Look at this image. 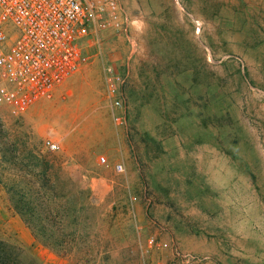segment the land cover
Segmentation results:
<instances>
[{
  "label": "rangeland",
  "instance_id": "obj_1",
  "mask_svg": "<svg viewBox=\"0 0 264 264\" xmlns=\"http://www.w3.org/2000/svg\"><path fill=\"white\" fill-rule=\"evenodd\" d=\"M121 2L132 54L106 35L49 101L0 105V178L44 185L46 227L0 186V243L28 264H264V0ZM102 64L125 75L120 124Z\"/></svg>",
  "mask_w": 264,
  "mask_h": 264
},
{
  "label": "built area",
  "instance_id": "obj_2",
  "mask_svg": "<svg viewBox=\"0 0 264 264\" xmlns=\"http://www.w3.org/2000/svg\"><path fill=\"white\" fill-rule=\"evenodd\" d=\"M128 29L121 0H0V105L22 116L49 101L59 85L89 62V45L101 56L106 35L125 36L132 54ZM101 79L110 116L120 124L125 75L102 64ZM114 171L124 172L123 165L116 163Z\"/></svg>",
  "mask_w": 264,
  "mask_h": 264
},
{
  "label": "trees",
  "instance_id": "obj_3",
  "mask_svg": "<svg viewBox=\"0 0 264 264\" xmlns=\"http://www.w3.org/2000/svg\"><path fill=\"white\" fill-rule=\"evenodd\" d=\"M5 161L6 163H9L8 160L5 159ZM23 167L26 168L28 165H24ZM30 169L31 170H28L26 173L30 174L31 178H39L42 179V181H45V176L48 172L47 168L42 167L41 171L38 173H35L33 168ZM36 180L34 181L37 182ZM0 186H2L8 193L14 212L33 231V233H35V235L39 236V238H44V232L46 229L43 223L44 218L42 217V214L45 213V209L42 207V198H44V193L41 192V189L44 188V185L41 184L37 189H34L33 181L26 178H23V180H16L14 175H10L4 179L0 178ZM32 194L35 195L34 198L31 197ZM35 200L36 202L34 203ZM35 224L37 229L34 231L33 225ZM42 244L56 252L60 251L59 241L55 240L51 244L43 241ZM0 264L28 263H25L20 258L19 254H17V250L0 243Z\"/></svg>",
  "mask_w": 264,
  "mask_h": 264
},
{
  "label": "crops",
  "instance_id": "obj_4",
  "mask_svg": "<svg viewBox=\"0 0 264 264\" xmlns=\"http://www.w3.org/2000/svg\"><path fill=\"white\" fill-rule=\"evenodd\" d=\"M39 130L37 129V135L40 136V137H42L41 132Z\"/></svg>",
  "mask_w": 264,
  "mask_h": 264
}]
</instances>
